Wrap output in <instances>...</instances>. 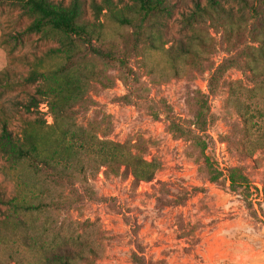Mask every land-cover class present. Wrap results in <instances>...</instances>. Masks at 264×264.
<instances>
[{
	"label": "rangeland",
	"instance_id": "374dc122",
	"mask_svg": "<svg viewBox=\"0 0 264 264\" xmlns=\"http://www.w3.org/2000/svg\"><path fill=\"white\" fill-rule=\"evenodd\" d=\"M194 1L172 0L176 7L158 26L162 38L156 49L141 44L131 52L126 45L133 30L124 28L121 38L110 24L114 50L125 62H89L98 75L72 111L76 122L159 165L150 182L136 181L125 168H102L87 183L59 187L63 198L53 218L93 233L101 248L97 264H134L137 246L148 264H264L263 219L231 191L227 179L228 170L239 167L254 186L264 188V0H198L201 8ZM31 22L15 1L0 3L3 78L23 80L37 58L59 46L26 34ZM39 85L0 88V120L8 119L16 137L24 119L53 123L45 98L38 109L27 108ZM175 125L189 133L178 135ZM205 156L223 172L218 182L210 180ZM21 171L38 183L29 171H13L0 154V227L12 214L8 202L18 195ZM0 251L8 260L1 236Z\"/></svg>",
	"mask_w": 264,
	"mask_h": 264
},
{
	"label": "trees",
	"instance_id": "16d2710c",
	"mask_svg": "<svg viewBox=\"0 0 264 264\" xmlns=\"http://www.w3.org/2000/svg\"><path fill=\"white\" fill-rule=\"evenodd\" d=\"M4 1L0 0V3ZM13 1L32 19L26 34L55 40L59 46L37 58V63L23 80L12 81L3 78L4 73L0 75V88L13 89L18 85L39 83L27 108L38 109L41 99L45 98L53 117L51 125L39 117L22 120L18 137L10 130L6 117L0 120V154L13 171H29L38 179L35 185L21 171L18 195L8 202L12 214L0 227L3 244L10 250L8 260L1 257L0 251V264H97L101 259V248L92 239L93 233L80 232L77 227L65 226L53 218L52 211L60 209L63 198L58 192L59 187L74 188L78 183H87L102 168H125L136 181L150 182L159 171V165L133 154L125 144L99 138L80 126L72 111L83 101L91 81L98 75L89 62H125L114 50L117 44L108 31L109 25H114L121 38L126 37L124 28L133 30L132 43L126 45V48L131 46V52L140 50L141 44L156 49L162 38L158 26L172 17L176 6L172 0H102L101 3L91 0L92 20L88 17V0ZM194 2L201 8L198 0ZM217 5L214 2V7ZM215 10L219 11V8ZM261 47L264 51V42ZM182 52L188 57L194 56L192 50L183 49ZM178 58L177 55L172 57V67L177 74L175 60ZM46 59L55 64L46 67ZM201 117L199 113V123ZM173 129L181 136L189 133L176 125ZM205 157L204 165L210 180L218 182L223 172L208 156ZM227 179L231 191L241 195L254 215L259 214L264 222V188L260 191L254 186L239 167L230 168ZM253 190L258 193L257 202ZM255 204L258 210L254 209ZM37 216L44 220L38 222ZM139 247L133 253V263L148 264Z\"/></svg>",
	"mask_w": 264,
	"mask_h": 264
}]
</instances>
